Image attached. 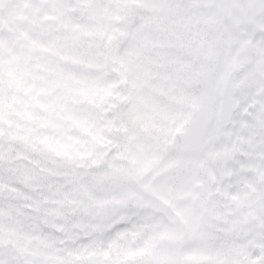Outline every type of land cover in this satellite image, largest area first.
<instances>
[{
  "label": "snow or ice",
  "instance_id": "snow-or-ice-1",
  "mask_svg": "<svg viewBox=\"0 0 264 264\" xmlns=\"http://www.w3.org/2000/svg\"><path fill=\"white\" fill-rule=\"evenodd\" d=\"M0 264H264V0H0Z\"/></svg>",
  "mask_w": 264,
  "mask_h": 264
}]
</instances>
